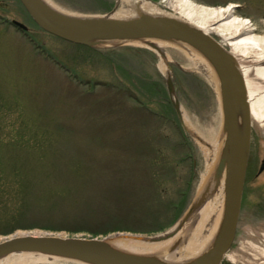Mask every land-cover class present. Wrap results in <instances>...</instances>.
Segmentation results:
<instances>
[{
    "label": "rangeland",
    "instance_id": "374dc122",
    "mask_svg": "<svg viewBox=\"0 0 264 264\" xmlns=\"http://www.w3.org/2000/svg\"><path fill=\"white\" fill-rule=\"evenodd\" d=\"M49 1L79 15H103L100 11L106 4V0ZM151 1L174 17L181 16L180 9L184 8L185 15L190 7L199 12L234 4L233 15L248 20L250 32L243 36H264V0ZM107 2L112 4L107 13L114 9L113 13L126 15V2ZM12 20L25 25L26 33L14 27ZM193 20L201 25L203 19L193 16ZM216 23L210 24L215 27ZM208 33L227 46V39ZM94 49L43 32L18 0H0V158L7 176L11 177L12 170L21 174L19 180L16 177L17 181L7 182L13 193L0 199V241L20 233L99 239L120 234L157 236L171 230L201 193L199 183L206 166L202 145L212 144L223 135V115L214 88L191 69L179 49L163 47L164 63L180 104L181 123L167 102L158 54L130 43ZM123 49H145L156 59L137 51L139 60L128 53L126 62ZM261 53L257 48L250 49L241 55L240 63L255 71L260 67ZM53 59L74 70L81 84ZM262 94L264 88L259 91V96ZM139 100L152 102L165 119L157 123L149 113L137 111ZM171 110L181 133L166 119ZM250 129L237 233L221 264H264V172L256 176L264 160V124L250 118ZM182 134L193 150L180 145ZM156 150L164 154L162 165L152 163ZM193 170L197 172L194 180ZM156 171L166 174V179H161L167 182L168 199L177 202V192L188 191V205L179 218L162 210H145L144 197L156 190L153 176H146ZM187 182L192 185L189 190ZM222 214L216 218L214 235ZM12 216L14 219H10ZM158 219V226H167L161 233L100 234L114 227L150 228L154 224L150 221ZM206 225L205 231L212 229L213 219Z\"/></svg>",
    "mask_w": 264,
    "mask_h": 264
},
{
    "label": "water",
    "instance_id": "95a60500",
    "mask_svg": "<svg viewBox=\"0 0 264 264\" xmlns=\"http://www.w3.org/2000/svg\"><path fill=\"white\" fill-rule=\"evenodd\" d=\"M18 2L40 30L74 45L95 48L99 47L98 42L114 41L118 43L113 46H119L126 44L123 43L126 41L143 40L147 42L143 47L155 54L161 52V56L165 58L163 51L153 44L154 41H180L198 51L210 63L220 83L223 130L226 136L224 149L215 170L219 177L224 172L223 214L218 230L206 251L195 259L180 264H221L237 233L251 132L245 82L230 51L209 34L177 17L140 14L130 18H115L111 16L114 9L103 15L78 14L77 17H71L52 11L41 0ZM11 24L22 31L28 30L25 25L15 20H12ZM164 81L170 103L182 123L180 104L170 73L164 76ZM240 111L243 115L245 138H241L238 130ZM263 171L264 160L258 174ZM213 189L207 184L171 230L157 236L145 237L143 240L159 244L175 237L185 223L205 205ZM105 239L34 233L14 234L0 241V259L15 254H43L82 264H171L115 249Z\"/></svg>",
    "mask_w": 264,
    "mask_h": 264
},
{
    "label": "bare ground",
    "instance_id": "6f19581e",
    "mask_svg": "<svg viewBox=\"0 0 264 264\" xmlns=\"http://www.w3.org/2000/svg\"><path fill=\"white\" fill-rule=\"evenodd\" d=\"M41 1L45 6H47L49 9H51L54 12L65 14L71 17L79 16L78 14H76V12L75 13L71 11L69 12L57 6L56 4H53L52 1L49 0H41ZM117 1L119 2L122 1L123 4L124 2H126L125 4L128 5V11L125 16L126 17L128 16L129 18L136 17L140 14L156 16V17H174L173 14L161 9L151 0H117ZM234 8H235L234 4H229L225 7L202 8L198 12L196 10H192L190 7L188 10L189 13L185 15L183 14L185 12L184 11L185 8H184V9H180L179 13L181 14V16H177V18L194 26L195 28H198L199 30L207 34H210L208 32L211 31V33L213 34L216 33L217 35L219 34L220 36L228 40L227 41L228 49L230 50V53L233 55L237 68L245 82L247 101L249 103V109H250V117L256 123L264 124V94L259 96V91H261L264 88V36H258V35L243 36L244 34L246 35L248 34V32H250L249 31L250 28L248 29L247 27L248 20L234 16L233 15ZM111 16L115 18H125V16L124 15L122 16V13L120 12H115ZM193 16L202 17L203 20L201 21L202 22L201 25L192 22L194 21ZM212 22H217L215 24V27L214 24H210ZM117 43L118 42H114V41H106V42H98L97 45L99 47L105 48V47L113 46V44H117ZM123 43H130L138 46L147 45V42L143 40H131ZM153 44H155V46H157L160 49V51H162L163 47L165 46L168 47L172 46L175 49H179L181 53H183V55L190 62L191 69L201 74L214 88L218 96L219 103L221 105L220 83L217 78L216 72L214 71L210 63L198 51H196L192 47L180 41H175V42L154 41ZM221 44L225 45L223 43ZM253 48H257L258 50L262 51L258 60L260 67H258L255 71H252L248 67L242 66V64L240 63L241 55ZM156 54H158L161 60L158 65L160 67L159 68L160 72L162 73V75L166 76L167 74H169V71L167 66L165 65L166 63H164L166 62L165 58L161 56V52H157ZM186 120L187 118L183 116L184 123ZM187 122L188 121H186V123ZM238 130L241 138H245L246 137L245 127H244L243 115L241 111L238 114ZM225 140H226V136L223 130V135L222 137L219 138V140H217L214 143L211 142L212 144L204 143L205 145H202L206 166L203 174L201 175V179L199 183V193L202 192V190L207 186V184H210V186L214 188L213 193L211 197L208 199V201L205 203V205L201 207V209H199V211L196 212L189 219L187 223H185L182 229L179 232H177L175 237L159 244L145 242L143 240V238L145 237L124 235V234L109 237L106 238L105 240L115 249L126 251L129 253L145 255L171 264L184 263L186 261L195 259L196 257L200 256L202 253H204L212 242L209 241L210 240L209 238L213 237L214 235L213 234L214 228L217 226L216 218L218 214H220L223 211L224 172L219 177L216 174L215 170L220 161L224 149ZM211 219H213L214 227H212V229L210 230L208 229V231H205L204 230L205 225L207 221L209 220L211 221ZM179 233L180 235H178ZM261 254L264 257V250L261 251ZM0 264H82V263H77L73 261L69 262V260L66 259H61L43 254H15L1 258Z\"/></svg>",
    "mask_w": 264,
    "mask_h": 264
},
{
    "label": "trees",
    "instance_id": "16d2710c",
    "mask_svg": "<svg viewBox=\"0 0 264 264\" xmlns=\"http://www.w3.org/2000/svg\"><path fill=\"white\" fill-rule=\"evenodd\" d=\"M76 1L80 2V0H76ZM111 6H112V4L111 3L109 4V2H107V0H106V4H105L104 8L100 11V13L106 14L110 10ZM22 32L24 33V31H22ZM30 40L33 43V45H35L33 39H30ZM76 46L88 49L90 51L91 50L92 51L95 50L94 48L87 47V46H82V45H76ZM125 50H127V49H123L122 50L123 51L122 52V54H123L122 59L124 61L127 60L126 56H127L128 53L129 54L133 53L134 56L137 57V55H136L137 51H139V52H147L149 54V56L153 59V61L156 59L155 55L153 53H151L150 51L145 50V49L144 50L143 49L142 50L141 49L140 50L130 49V50H127L126 52H125ZM45 56L47 57V53H46ZM137 60H139L138 57H137ZM53 61L61 69H64V71L66 73H68L71 78L77 80L81 84V80L78 78V76H77V74L75 73L74 70H70L68 67H65L64 64H61L59 61H57L55 59H53ZM172 82H173V80H172ZM148 84L151 85L150 83H148ZM173 86H174V82H173ZM90 89H92V87ZM157 93H159V92H157ZM166 100H167V95H166ZM139 101H141V100H139ZM167 102L170 103V100H167ZM138 104H139V106L136 107L137 108L136 110L141 112V113L143 111L146 112V113H149L148 116L150 118H152L155 122L159 123V122H161V121H163L165 119L161 112L156 111L153 108L152 102L145 103V102L141 101ZM170 104H169V106H170ZM173 113L174 112L171 110L170 117L166 118V119L169 121V123H171L174 126L173 128L178 133H181L180 126L178 125L179 121H177L178 119L174 116ZM144 122H146V121H144ZM181 138H182V142L180 143V145L186 146L189 150H193L194 149V148H192L191 143L189 142V140H187L186 137L183 136V134H182ZM27 143L33 144L32 142H28V141H27ZM163 158H164V154L162 153V151L156 150V151H154V160H153L152 163L154 165H156V164L162 165L163 164V160H164ZM185 159H187V158H185ZM181 162H182V160H181ZM164 165H166V163H164ZM155 167H157V166H154L153 168H155ZM10 172H11L10 173L11 177L7 176L8 174L4 173V171L2 170V161H1V158H0V199L13 193L11 191L12 189L10 190L7 187V185H8L7 182H9L10 179H12L13 181H17L16 177H17L18 180L21 177L20 171H18V170H12ZM191 173L193 175V180L196 179L197 178L196 170H193ZM150 176H153L152 180L154 181V185H156V190H155V193L151 194L152 196H147L146 195L144 197V199L146 200V203H144V204L147 205L145 210L147 209L146 211H149L151 209L149 211V213H151V212L154 213L155 210H156V212L158 211V213H160L159 210H162L164 212V214L170 212V213L173 214V216H175V218H179L180 215L187 208V205H188V202H187L188 191H186V190L178 191L177 192V197H178L179 200L177 202L176 201L174 202V201L168 199V188L166 186L167 182L161 179V177H163V176H164V179H166V174L157 173V171H156V173H150V175L148 174L146 177H150ZM148 182H149V180H148ZM150 183L153 184L151 181H150ZM191 187H192V185L189 182H187L188 190ZM145 193H148V191L145 192ZM15 194H16V192H14L13 195H15ZM10 219H14V216H12ZM160 220L158 219V220L153 221V222L150 221L151 223H154L152 226H150V228L143 227L142 229H133V228H116V227H114L113 229H109V230L107 229V230H105L104 232H102L100 234L106 236L109 233H113V232H117V231H127V232H133V233H145L147 235L157 234V233H161V232L165 231V228H167V226L166 227L158 226L160 224V222H158V221H160ZM73 231L75 232V231H80V230H73ZM98 233L99 232H96V233L94 232L92 234L95 235V236H99Z\"/></svg>",
    "mask_w": 264,
    "mask_h": 264
},
{
    "label": "flooded vegetation",
    "instance_id": "af4514ba",
    "mask_svg": "<svg viewBox=\"0 0 264 264\" xmlns=\"http://www.w3.org/2000/svg\"><path fill=\"white\" fill-rule=\"evenodd\" d=\"M261 163H262V162H261ZM260 165H261V164H260ZM259 168H260V166H259ZM258 171H259V169H258ZM263 172H264V171H263ZM263 172H262V173H263ZM262 173H260V174H262ZM260 174H258V172H257L256 176H259Z\"/></svg>",
    "mask_w": 264,
    "mask_h": 264
}]
</instances>
